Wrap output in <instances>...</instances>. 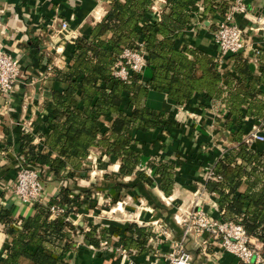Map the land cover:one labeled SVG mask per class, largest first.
Segmentation results:
<instances>
[{
	"label": "trees",
	"instance_id": "16d2710c",
	"mask_svg": "<svg viewBox=\"0 0 264 264\" xmlns=\"http://www.w3.org/2000/svg\"><path fill=\"white\" fill-rule=\"evenodd\" d=\"M156 1L110 0L106 15L90 35L67 44L70 66L53 69L55 79L66 86L62 91L52 90L48 131L38 130L36 136L24 129L19 154L40 170L74 177L89 151L99 148L120 161L121 177H144L138 170L143 154L135 132L176 125L170 113L147 106L149 91L165 92L178 105L197 94L219 97L225 104V126L232 131L236 146L215 164L213 174L219 178L208 179L206 188L217 195L224 219L241 224L249 236L264 241V142L247 143L244 129L247 120L255 119L264 130V50L258 55V72L242 52L230 54L233 70L223 78L213 55L198 47H181L179 39L199 7L205 15L219 17L227 11L228 1L166 0L160 18L151 13ZM140 42L145 43L147 74L133 73L127 80L116 77L113 71L118 57ZM103 117L110 119L106 130ZM3 150L0 140V154ZM153 165L162 191L170 196L176 163L156 161ZM243 183L247 188L241 192ZM75 198L63 188L57 198L35 204L31 215L17 219L10 208H0V221L10 237L0 264H70L65 255L75 247V225L65 216L72 212ZM52 206L65 208V214H54ZM83 233L95 248L106 237L105 230L96 226ZM154 236L152 227L132 223L119 242L125 251L142 255L152 249L149 242ZM261 252L264 256V248Z\"/></svg>",
	"mask_w": 264,
	"mask_h": 264
},
{
	"label": "crops",
	"instance_id": "0c3cea01",
	"mask_svg": "<svg viewBox=\"0 0 264 264\" xmlns=\"http://www.w3.org/2000/svg\"><path fill=\"white\" fill-rule=\"evenodd\" d=\"M227 1L230 3L233 0ZM109 2L110 0H0V42L6 51L19 58L24 73L9 99L0 95V140L3 146L8 150L13 148L15 152L9 150V157L16 155L23 129L32 128L34 135L38 130L48 131L47 125L52 119V90L62 91L66 86L56 80L53 74L54 68L65 70L70 66V58L65 52L70 42L65 39L66 32L61 30V23L67 21L70 29L76 30L78 36H89L93 26L106 15ZM165 4L166 0H157L152 7V13L160 18ZM246 5L248 14L237 17L238 24L247 29L246 38L250 42L248 49L242 53L249 58L253 70L258 72V63L254 60L252 48L264 50L263 34L260 30H255L256 20L264 16V0H246ZM219 18L220 16L205 15L199 8L191 26L179 39V45L198 47L219 58L220 51L214 33ZM64 56L67 59L62 60ZM219 67L224 78L229 70H233V60L228 55L222 64L219 63ZM144 71L147 74V70ZM223 82L226 83L225 79ZM146 104L157 111L170 113L176 125L147 133L135 132L137 147L143 154L138 170L144 172V177L137 174L122 177L117 180L115 188L116 192L123 193L124 190L131 189L129 181H133L132 190L136 193L144 192L147 196L145 200L153 204L145 205L134 213L137 219L153 228L155 236L149 242L152 249L142 255H130L128 258L122 253L118 257H110L109 253L103 254L98 248L90 245L68 252L65 260L70 264H165V256L170 252L172 240L180 239L184 235V226L174 220L180 209L191 208L197 201L201 206L196 208L202 207L209 215L217 218L222 216L217 195L206 188L208 172L236 146L231 136L232 131L225 126L226 109L222 99L197 94L184 105H178L168 98L165 92L151 89ZM102 121L107 127L103 129H108L110 119L103 117ZM254 125H258L257 120L246 121L244 129L247 134ZM35 140L37 142L39 138ZM2 153L0 205L12 207L17 216L27 217L34 212V208L7 192L6 185L14 178L10 173L1 171L12 162L9 158L4 161L5 156ZM168 160L176 163L175 184L170 196H166L162 191L161 178L153 165L156 161ZM119 167L118 160L115 164L117 172ZM246 188L247 185L243 183L239 191L244 192ZM52 190V193L57 191L56 187ZM214 203L217 206H214ZM114 210L125 212L124 204ZM157 220L166 221L165 223L171 226L174 232L172 240H159V227L155 223ZM135 222L141 226L146 225ZM204 238L209 239L207 248L202 245ZM186 239L185 245L192 257L191 264H243L234 254L222 248L219 239L207 232L202 236L191 233ZM9 242L10 237L0 222V262L5 256L4 249ZM254 243L257 247L264 248V241L255 239Z\"/></svg>",
	"mask_w": 264,
	"mask_h": 264
},
{
	"label": "built area",
	"instance_id": "2783aa9c",
	"mask_svg": "<svg viewBox=\"0 0 264 264\" xmlns=\"http://www.w3.org/2000/svg\"><path fill=\"white\" fill-rule=\"evenodd\" d=\"M199 8L201 9V7ZM241 14H248L246 0H233L228 3L227 11L224 15L220 16L216 24L214 32L215 40L220 51L219 58H216V61L220 64H222L223 59L228 55L245 51L250 45L249 40L246 38L247 29L242 28L237 22V17ZM256 24L255 30H260L264 37V16L258 17ZM61 25V30L66 32V41L75 43L78 34L70 29L67 21H63ZM252 49L254 52V60L258 62V55L262 49ZM65 59H67L66 56L62 58V60ZM146 67L145 43L140 42L138 43V47H127L123 50L115 63L113 74L120 79L127 80L133 73H143ZM22 77H24V73L19 58L6 51L0 42V95L9 99L16 83ZM245 140L249 144L264 142L262 123L254 125L253 129L245 136ZM27 173L21 175L17 193L26 204L34 202L36 204L41 203L42 201L39 202V200H41L43 188L40 180H38L39 172L32 170L31 173L28 170ZM218 178L214 176L213 169L207 174V180ZM194 205L192 208L180 209V213L174 216L175 221L184 226L185 236H188L192 232L198 236H202L204 232H207L210 236L219 239L222 248L234 254L243 264L252 262L254 264H264V256L261 248L257 247L254 243V240L257 238L249 236L241 224L224 219L222 216L221 218H217L209 215L202 207L196 208L198 205L201 206L200 202L196 201ZM213 205L217 206L216 203ZM52 211L54 214H61V212H64V208L61 209L57 206H52ZM182 243L178 242L176 244L177 246L181 244L179 247L180 255L173 259V264H191V254ZM208 244L209 239L204 238L202 240L203 247L207 248ZM123 252L126 251L123 249Z\"/></svg>",
	"mask_w": 264,
	"mask_h": 264
},
{
	"label": "rangeland",
	"instance_id": "374dc122",
	"mask_svg": "<svg viewBox=\"0 0 264 264\" xmlns=\"http://www.w3.org/2000/svg\"><path fill=\"white\" fill-rule=\"evenodd\" d=\"M151 11L153 12V8ZM73 31L76 32L74 29ZM103 128H107L105 122H103ZM27 130L33 133V129L31 131V129L29 130L27 128ZM39 141L40 139L37 142ZM3 148L4 152L1 153L3 156H5L4 161L6 158H9L12 162L11 164L8 163L5 169L1 171V173L5 174L10 173L12 178H14L11 183L6 185V190L9 194L20 198L22 201L21 197L17 193L19 179L21 178L22 174H28V170L31 173L32 170H36L39 172L38 180H40L43 188L41 200H39V202L42 201V204H48L52 198H57L63 188H68L73 198L79 195V198H75L74 204L72 205V212L65 216L66 220L71 221L75 225V229L72 231V238L75 241L74 250L90 247L91 244L85 238L83 232L89 230L91 226H96L99 231L104 229L106 232V237L101 241L100 247L98 248L100 252L103 254L109 253L110 257H118L122 253L124 254V257L126 256L127 258L130 255L136 254L134 252H123V247L119 242V237L128 232V227L130 224H138V222L135 221H139L142 225L146 224L145 226H149L147 223L137 219L134 216V213L136 210L144 207L145 205L153 206V204H150L147 202V200H145L147 196L144 192L136 193L134 190H132L133 181H129V184H131L129 188L131 189H126L123 193H120L119 191L116 192V182L118 179H122V177L118 175V172L115 170V164L118 162L117 159H112L103 153V151L99 150L98 148H94L89 151L87 157L83 159L82 170L79 171L76 176L71 177L66 172L55 175L47 170L38 169L36 166L31 164L23 156V154H19L18 149L17 151L15 150L16 155L14 157H9V150L15 153L13 148L9 150L6 146H3ZM54 187H56L57 191L52 193V189H54ZM142 199H144V201ZM34 203L36 204V202ZM34 203L24 204L34 208ZM122 204H124L125 212H122L121 210L113 211L115 208L122 207ZM57 207L61 209L63 208L61 206ZM0 208L10 207L1 204ZM10 209L12 210V217L17 219L19 216L13 212L12 207ZM65 212L66 211L64 208V212H61V214H65ZM56 215H58V213H56ZM165 222L166 221L163 220H157L155 222L159 227L158 237L160 241H167L170 239L172 240L174 237V232H172L171 226ZM173 222L174 221H172V223ZM1 224L3 225V229H5L6 225L3 222H1ZM192 233L195 234L194 232ZM186 238L187 236L183 235V237H180V239L172 240L170 252L165 256V264L174 263L173 259L180 255L179 247L181 246V244L179 246L176 244L178 242H183L182 244L185 245L187 240ZM149 264H156V262H150Z\"/></svg>",
	"mask_w": 264,
	"mask_h": 264
}]
</instances>
